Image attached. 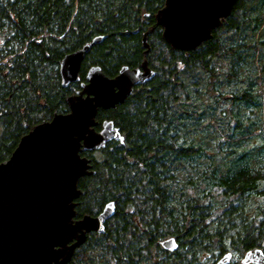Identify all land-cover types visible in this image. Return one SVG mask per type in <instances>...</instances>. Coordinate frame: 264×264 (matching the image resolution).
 <instances>
[{
    "label": "trees",
    "instance_id": "obj_1",
    "mask_svg": "<svg viewBox=\"0 0 264 264\" xmlns=\"http://www.w3.org/2000/svg\"><path fill=\"white\" fill-rule=\"evenodd\" d=\"M165 0H0V163L21 137L81 90L92 66L115 77L143 62L154 77L99 109L123 142L82 153L76 218L113 202L69 264H202L264 253V0H237L210 39L173 50L156 13ZM103 36L63 88L62 58ZM174 238V252L160 243ZM212 263V264H213ZM207 264V263H205Z\"/></svg>",
    "mask_w": 264,
    "mask_h": 264
},
{
    "label": "water",
    "instance_id": "obj_2",
    "mask_svg": "<svg viewBox=\"0 0 264 264\" xmlns=\"http://www.w3.org/2000/svg\"><path fill=\"white\" fill-rule=\"evenodd\" d=\"M237 0H165L155 19L162 38L173 50L192 51L211 38L229 17ZM96 36L80 49L66 54L59 63L61 86L79 81L81 63L100 44ZM154 71L146 62L140 68L122 67L109 78L98 66L86 74L81 90L67 99L69 112L34 126L21 137L11 156L0 163V264H69L88 234L103 233L115 213L107 203L97 216L76 218L78 180L94 174L85 152L98 151L110 142H123L111 121L96 130L97 111L124 102L133 88L150 81ZM160 246L177 250L174 238ZM226 252L214 264H230ZM240 264H264L257 248L246 252Z\"/></svg>",
    "mask_w": 264,
    "mask_h": 264
},
{
    "label": "rangeland",
    "instance_id": "obj_3",
    "mask_svg": "<svg viewBox=\"0 0 264 264\" xmlns=\"http://www.w3.org/2000/svg\"><path fill=\"white\" fill-rule=\"evenodd\" d=\"M232 254H233V258L230 264H240V259L242 258V256L240 254L234 253L233 251H232ZM201 260H202L201 261L202 264H205V263L212 264L213 263V260L208 256L202 257Z\"/></svg>",
    "mask_w": 264,
    "mask_h": 264
}]
</instances>
